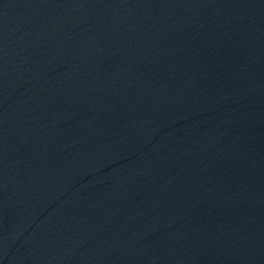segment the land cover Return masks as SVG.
<instances>
[{"label":"water","instance_id":"95a60500","mask_svg":"<svg viewBox=\"0 0 264 264\" xmlns=\"http://www.w3.org/2000/svg\"><path fill=\"white\" fill-rule=\"evenodd\" d=\"M0 264H264V0H0Z\"/></svg>","mask_w":264,"mask_h":264}]
</instances>
